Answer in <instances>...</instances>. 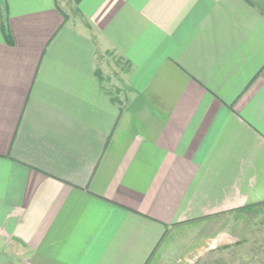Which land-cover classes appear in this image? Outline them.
I'll list each match as a JSON object with an SVG mask.
<instances>
[{
	"label": "crops",
	"instance_id": "crops-1",
	"mask_svg": "<svg viewBox=\"0 0 264 264\" xmlns=\"http://www.w3.org/2000/svg\"><path fill=\"white\" fill-rule=\"evenodd\" d=\"M168 262L264 264V0H0V264Z\"/></svg>",
	"mask_w": 264,
	"mask_h": 264
},
{
	"label": "trees",
	"instance_id": "trees-1",
	"mask_svg": "<svg viewBox=\"0 0 264 264\" xmlns=\"http://www.w3.org/2000/svg\"><path fill=\"white\" fill-rule=\"evenodd\" d=\"M101 78V77H100ZM107 93H108V95L111 97V99H112V101L114 102V103H117L119 100L117 99V98H115L114 96H115V94L112 92V90L111 91H107Z\"/></svg>",
	"mask_w": 264,
	"mask_h": 264
},
{
	"label": "rangeland",
	"instance_id": "rangeland-1",
	"mask_svg": "<svg viewBox=\"0 0 264 264\" xmlns=\"http://www.w3.org/2000/svg\"><path fill=\"white\" fill-rule=\"evenodd\" d=\"M168 264H169V262H168Z\"/></svg>",
	"mask_w": 264,
	"mask_h": 264
}]
</instances>
